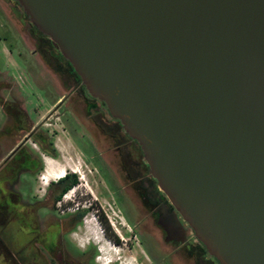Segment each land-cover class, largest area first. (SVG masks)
<instances>
[{"label": "water", "instance_id": "obj_1", "mask_svg": "<svg viewBox=\"0 0 264 264\" xmlns=\"http://www.w3.org/2000/svg\"><path fill=\"white\" fill-rule=\"evenodd\" d=\"M138 143L221 264H264V0H16Z\"/></svg>", "mask_w": 264, "mask_h": 264}, {"label": "flooded vegetation", "instance_id": "obj_2", "mask_svg": "<svg viewBox=\"0 0 264 264\" xmlns=\"http://www.w3.org/2000/svg\"><path fill=\"white\" fill-rule=\"evenodd\" d=\"M0 58V264H127V257L135 261L131 264H221L179 214L182 235L167 239L157 221L165 214L163 207L170 212L173 206L153 186L152 179L146 178L148 167L138 143L118 119L104 113H109L105 104L87 92L56 43L30 21L16 0H0ZM13 72L43 94L55 95L50 108L41 116L38 113L37 119L28 111ZM47 72L52 90L41 82ZM78 98L87 112L85 126L79 121V105H74ZM95 110L100 116L93 114ZM32 111L38 112L36 105ZM82 126L86 132H80ZM94 128L101 132L104 148L115 155L116 174L111 156L102 154L94 138ZM59 131H65L76 148V138L87 137L94 153L87 156L79 151L82 162L99 172L108 193L115 194L111 200L120 213H116L119 220L116 218L100 236L113 244L109 246L114 255L108 252L105 256L99 241L83 237L79 212L94 210L102 222L107 221L104 215L108 213L102 204V208L97 206V197L93 205L78 212L54 209L63 185L75 175L73 168L67 171L63 166L68 177L47 179V160L61 164L64 157L59 150ZM41 176L46 181H41ZM104 199L110 204L108 196ZM44 208L47 213L41 211ZM144 210L157 224L156 234H147L142 228Z\"/></svg>", "mask_w": 264, "mask_h": 264}, {"label": "rangeland", "instance_id": "obj_3", "mask_svg": "<svg viewBox=\"0 0 264 264\" xmlns=\"http://www.w3.org/2000/svg\"><path fill=\"white\" fill-rule=\"evenodd\" d=\"M8 65L13 68L14 64L11 61H7ZM2 65V59L0 58V66ZM13 74L15 75V79L18 78L16 72ZM44 78H42L43 80H41V82L43 84L47 85V88L49 90H52V87H50L51 84V75L49 72H47L46 75H43ZM38 77H36L37 79ZM40 81V80H39ZM17 82L19 84V88H20V92L21 95L23 96V99L27 100L26 102V106L28 111L31 113V116L33 118H38V113L40 114L39 116H41L48 108H50L52 101L55 97V95L51 92H49L47 95L43 94L41 92V89H38L33 83H29L27 81L24 80V77H20L19 79H17ZM59 94H61V91H58ZM76 101L78 103L75 102L74 105L77 106V104L79 105L78 108V116H79V121L83 123V126H85L86 124V116H87V112L85 111V107H84V103L82 102L81 99H76ZM67 102V101H66ZM37 106L38 112L34 113L33 107ZM97 110H95L93 112V114L95 116H100L99 113H96ZM104 113H106V115L111 116L110 113L104 111ZM0 115H1V109H0ZM82 126V128L80 129V132H86L87 128H84ZM92 133L94 134V138L97 141V143L101 146V151L102 154L104 156H111V164H114L115 161V155L111 154V150L110 149H105L104 148V144L102 141V136H101V132L98 130V128H94V130L92 131ZM59 136L60 139L59 140V150L60 153L64 155L63 159L61 161H59L61 164L57 163H52L54 166V172L55 174H58L61 169H65L68 171L69 167L73 168L74 170H76V175L78 177V184L75 185L76 187V195L74 197V201L72 200H68V201H62L60 204L54 206V209L58 208V207H62L64 208L63 211L66 213L69 212H78L77 209L82 210L81 208L83 207H87L89 206L91 203L93 205V202L96 201V197H97V201L99 202L97 204L98 207L102 208L100 204L103 205V208L106 210V212L108 213V215H104L107 219V223L104 221L102 222L101 219L98 218L97 212L96 211H89V212H85L83 213V217H82V224H83V237L85 239L89 238V239H94L96 241H99L101 245V250L103 252V254L105 256H108V252H111L112 255L114 252V249L112 247H110L109 245L113 246V244H107L104 241H102V239H97L96 236H94L92 229L97 230V232L99 233V235H101L104 231V229H108L109 227H112L113 225V221L115 222V219H118V216L116 215V213H118L120 215V213L117 211V208L115 207V205L112 202V196H115V194H113V192H110L111 194L108 193V187L106 186V183L103 181L102 178L99 177V172H96L95 169H91L86 166L81 159V153L89 156L92 155L94 153V148L91 146V144L89 143L87 137L79 135L76 138V142H74V144L77 146L74 147L70 141H68L67 138V133L65 131H59ZM100 148V147H99ZM81 151V153L79 152ZM48 162H51L50 160H47ZM89 161V159H88ZM91 162H93V160L90 159ZM47 162V163H48ZM65 168H64V167ZM111 168H113V173H114V168H115V164L114 166ZM147 173V170L145 169V174ZM116 174V172L114 173ZM46 176H48V165H47V172H46ZM49 178H53V176H49ZM146 178H149V180H151V177L149 175L146 176ZM41 181H43V178H40ZM61 179V178H60ZM44 180L46 181V179L44 178ZM151 182L153 183V186L158 188V186H155L153 180H151ZM107 185L109 186V184L107 183ZM110 189L113 190V187H111ZM126 189V188H125ZM56 189H54V194H57ZM21 192L23 193V190H21ZM129 193V192H128ZM28 194V190H26V193H24V198H27ZM128 195V194H127ZM62 196V195H61ZM105 196L109 197L110 200V204L108 202H106L107 200L104 199ZM108 199V198H107ZM61 200V197H60ZM59 202V200H58ZM68 205V207H67ZM78 207V208H76ZM74 209V211H73ZM76 210V211H75ZM42 212L47 213V210L44 208L41 210ZM58 211V210H57ZM93 213L96 215L98 222H95V220H93ZM143 215H144V219H143V223H142V228L145 230V233L147 234H152V233H157V224L153 221V219L151 218V216H147L148 212L146 210L143 211ZM84 218L87 219V221L84 222ZM119 220V219H118ZM108 224V225H107ZM112 224V225H111ZM116 225L118 226L119 224L116 222ZM103 230V231H102ZM155 231V232H154ZM107 248L106 249H104ZM130 253V251H127V255ZM106 259V258H105ZM104 259V260H105ZM127 264H131V263H135V261L130 258L127 257L126 259Z\"/></svg>", "mask_w": 264, "mask_h": 264}, {"label": "built area", "instance_id": "obj_4", "mask_svg": "<svg viewBox=\"0 0 264 264\" xmlns=\"http://www.w3.org/2000/svg\"><path fill=\"white\" fill-rule=\"evenodd\" d=\"M72 172L73 173H76V170H72ZM65 176V173L62 175V177H64ZM42 178L44 177V176H41ZM61 177V178H62ZM57 179H59V177L57 178ZM44 180V179H43ZM75 195H76V187L75 186H73L72 188H70V189H68L65 193H63L62 194V196H61V200H59V202H58V204H60L62 201H68V200H72V201H74V197H75ZM76 208H78V207H76ZM73 211H74V209H73ZM93 217V220H95V222H98V219H97V217H96V215L93 213V215H92ZM85 221H87V219L86 218H84V222ZM103 231V230H102Z\"/></svg>", "mask_w": 264, "mask_h": 264}, {"label": "trees", "instance_id": "obj_5", "mask_svg": "<svg viewBox=\"0 0 264 264\" xmlns=\"http://www.w3.org/2000/svg\"><path fill=\"white\" fill-rule=\"evenodd\" d=\"M145 164H146V163H145ZM146 166H147V164H146ZM64 177H65V178L68 177V174H65ZM64 177H62L61 179H64ZM151 179L153 180L155 186H157L156 181H155L153 178H151ZM77 182H78V180H77V175L75 174V175H74V179L69 180L68 182H66V183L63 185L62 189L60 190L59 194L57 195V198L61 197V195H62L63 193H65L68 189H70V188H72L73 186H75ZM157 189H158V188H157ZM159 192H161V191L159 190ZM161 193H162V192H161ZM162 194H163V193H162ZM82 215H83L82 212H79V213H78V216H79V217H81Z\"/></svg>", "mask_w": 264, "mask_h": 264}, {"label": "bare ground", "instance_id": "obj_6", "mask_svg": "<svg viewBox=\"0 0 264 264\" xmlns=\"http://www.w3.org/2000/svg\"><path fill=\"white\" fill-rule=\"evenodd\" d=\"M47 165H48V176H47V178H49V176H53V178H55V179L58 178V177L61 178L62 175L64 173H66L65 169H61V171L58 174H55V172H54L55 170H54V166H53L52 162H48ZM92 232H93L94 236L97 237V239H100L101 238L100 237L101 235H99V233L97 232V230L92 229ZM104 249L107 250V248H105V247H104Z\"/></svg>", "mask_w": 264, "mask_h": 264}, {"label": "crops", "instance_id": "obj_7", "mask_svg": "<svg viewBox=\"0 0 264 264\" xmlns=\"http://www.w3.org/2000/svg\"><path fill=\"white\" fill-rule=\"evenodd\" d=\"M47 179H49V178H47Z\"/></svg>", "mask_w": 264, "mask_h": 264}]
</instances>
